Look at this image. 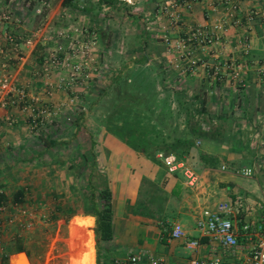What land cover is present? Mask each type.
I'll return each instance as SVG.
<instances>
[{
	"label": "crops",
	"instance_id": "1",
	"mask_svg": "<svg viewBox=\"0 0 264 264\" xmlns=\"http://www.w3.org/2000/svg\"><path fill=\"white\" fill-rule=\"evenodd\" d=\"M163 1L114 0L107 4L76 0L62 5L61 0H0V13H9V19H0V46L6 52L0 53V62L6 58L13 82L24 86L26 93L37 94L48 108L57 107L59 113L70 110L66 102L69 93L64 88L48 91L40 67L45 48L65 39L52 35L54 27L64 25L58 24L64 14L66 24L84 26L86 33L97 35L98 49L127 50L118 70L130 67L138 50L144 51L147 63L153 61L163 68V83L179 89L194 112L191 122L198 128L190 137L193 145L179 156L197 173L191 186L179 169L167 171L153 155L132 149L101 125L92 137L89 135L93 151H82L77 157L74 153L62 165L57 160L62 153L58 145L67 142L49 133L51 127H57L52 123L55 118L32 133L17 105L0 106V191L7 195L20 187L25 191L33 180L37 186L42 182L39 177L48 176L53 182L49 190H60L66 176L68 188L84 191L85 185L77 186L75 181L79 168L69 162L70 158H82L84 179L88 181L93 174L100 182L97 186L110 193L112 237L104 242L107 264H128L127 255L132 253L141 256L137 264H146L148 255L163 258L165 264H184L189 256L200 254L201 249L185 245L188 239H203L195 226L196 217L203 207L213 208L220 200L228 201L237 211L238 241L244 240L242 223L248 224L254 235L264 230V0H193L188 8L179 6L176 22L157 10ZM42 2L47 6L42 7ZM109 12L118 19L111 22ZM43 14L47 22L34 44L26 45L25 37ZM196 26L214 38L198 43L191 37ZM6 33L14 37V45L7 42ZM163 34L169 42L162 40ZM176 39L183 42L182 47H175ZM191 58L195 59L192 65ZM216 62L222 63L217 73L213 71ZM235 69L239 70L237 75ZM64 72L53 66L48 78L55 82ZM73 87L85 94L80 84ZM83 123L78 118L73 129ZM241 167H250L251 173L236 171ZM59 201L56 199L54 205ZM74 211H78L73 214L76 219L67 223L68 238L86 246L84 254L73 243L70 248L81 251L77 264H96L94 216ZM174 221L181 224L183 236L169 235ZM16 233L21 238L24 235ZM9 234L2 228L6 245L13 240Z\"/></svg>",
	"mask_w": 264,
	"mask_h": 264
},
{
	"label": "built area",
	"instance_id": "2",
	"mask_svg": "<svg viewBox=\"0 0 264 264\" xmlns=\"http://www.w3.org/2000/svg\"><path fill=\"white\" fill-rule=\"evenodd\" d=\"M193 0H166L157 4V10L167 15L170 22H176L179 19V6L190 7ZM44 2V1H43ZM0 19H9V13L2 11ZM44 27L41 19L34 25L30 35L25 37L26 45H33L39 32ZM217 28L221 24H216ZM56 36L69 39L65 47L59 44L48 46L44 50V56L40 63L41 71L44 74V84L48 91L52 88H64L72 92L73 85H79L87 82L91 76L90 61L93 48L96 46V38L91 35L89 38H79L73 35L74 32L69 27H60L55 30ZM7 42L15 44L14 37L11 34H4ZM165 42H169L166 34L162 35ZM198 43L211 41L214 37L204 29L196 26L191 32ZM176 47H182L181 40H175ZM0 53L6 54L3 46H0ZM6 58L0 62V106L17 105L26 115L28 129L32 133H37L40 127L50 122L51 118L57 113V107H47L37 94H28L24 86L13 82L10 73L6 67ZM195 59L191 58L189 64L192 65ZM53 66H60L65 69L64 76L52 82L48 78V73ZM222 63L213 64V71L217 73ZM238 69L234 70L237 75ZM75 100V94L68 97V101ZM8 119V117H5ZM154 157L161 161L167 171L179 169L184 176L185 182L193 186L197 181V173L181 157L173 151L156 150ZM243 175L251 173L250 167H241L236 169ZM6 208L5 203H0V255L4 253V246L1 236V230L5 224H16L18 229L14 236H19L21 228H28L31 224L29 219L23 218L26 210L18 206L17 212L7 213L2 216ZM264 210V207L262 206ZM237 211L232 208L226 200L218 201L213 208L203 207L195 219V226L203 235V239L192 238L185 241L189 248L201 249L199 255H191L184 264H264V230L255 235L248 231V224L242 223L241 228L244 234V240H237V227L235 220ZM20 218H19V217ZM171 237L177 238L184 235V230L179 222H172L169 230ZM254 238L251 239V236ZM141 256L138 253L127 255L128 264H137ZM146 264H165L163 258L154 255L146 257Z\"/></svg>",
	"mask_w": 264,
	"mask_h": 264
},
{
	"label": "rangeland",
	"instance_id": "3",
	"mask_svg": "<svg viewBox=\"0 0 264 264\" xmlns=\"http://www.w3.org/2000/svg\"><path fill=\"white\" fill-rule=\"evenodd\" d=\"M122 1L129 3L130 0H122ZM41 5L42 7L47 6L46 3L43 2ZM113 13L109 12V15L111 17V22H114L116 21V19H118L112 16ZM62 18L64 19L63 20L61 19V21L58 22L59 25L62 23L64 24L63 26L61 25V27L64 26L69 27L74 32L73 35H76L79 38H86V37L89 38L91 37V35H93L96 38V44H98L97 35L94 32L86 33V27L84 26L81 25L77 26L69 23L66 24L67 19H66V15L64 14ZM39 19H41V23L44 25L47 22L46 21L47 18L45 14L40 15L36 21L38 22ZM131 20H134V17H131ZM47 25L49 24L47 23ZM58 28L60 27L59 26L54 27L52 35L56 39H62L56 36L55 30ZM68 42L69 39L65 38L63 42L62 40L59 42V45L61 47H65L68 44ZM62 44L64 45L62 46ZM132 50L133 49H131V52H133ZM125 51L127 50L125 49L124 51H120L117 48L114 49L101 48L100 50L98 49L97 46H95L91 53V55H93V59L90 61L91 76L89 77L87 82L80 84L81 88L85 90V94L82 95L78 87L77 88L72 87V92L66 90L69 94L66 98L67 100L66 99L65 100L68 103L69 109L71 111L70 110L68 111V108H66L65 110L62 109V111H60L59 113V110L57 109V113L50 120V122H52L53 121L52 119L55 118L52 123L53 125L55 124L57 127L56 129L54 127H51L52 130L50 131L52 132H49L51 135L58 136L60 139H63V141L67 142L66 144L58 145L59 147L58 151L62 152L57 159L60 164L64 165V163L68 161L70 155L74 153H76L74 157H77L76 155L82 151L86 152L88 149L90 151H93V143L89 145V135H91L92 137L96 133L97 128H99L100 125L101 127H103V125L101 124V120L98 118V115H100V111L102 110V108L98 105V103L90 104V100L99 93V90L102 87L108 84L111 76L114 73H116V70H118L117 67L120 65V62L124 59L123 53H125ZM139 51L140 50H138V53ZM147 62L148 61H145L143 64L144 65L151 64V62L150 63ZM136 64L137 63H135V61L133 60L132 64L130 65L135 66ZM159 67L158 70L160 69L161 71H163V68H159ZM175 84L177 85L179 84V82L175 80ZM163 86H166V83H162V84L157 83L156 89L158 91V96L163 95V89H162ZM73 94H75V100L69 102L68 97ZM89 104H90V108H89ZM73 105L77 106V108L73 107ZM174 105L175 102L171 101V106L174 107ZM79 110L83 111L84 114L80 116V119L84 121L83 123L84 126L80 127L79 129H73V127L75 126V121H74L75 117L73 118L70 115L74 112L75 114L74 116H76ZM181 116L182 114L177 119L180 122L182 121ZM194 118L195 116H193V120ZM69 126L71 128H69ZM154 152H153V157H154ZM63 157H66V160ZM70 161H72L75 164V166L77 165V167L79 168L78 173L75 177L76 179L75 181L77 186L82 187L83 185H85L84 191L81 189L79 191H76L77 187H75V191H72L71 188H68L66 176L63 177L62 179L63 182L61 185H59L60 190H57V188H55L56 190L54 189L49 190V187L50 185L53 184V182L52 179L50 180L49 179L50 177L48 176L46 178L39 177V179H41L40 181L42 182L38 183L37 186H33L35 182L34 180L30 184H28L25 190L26 191L25 198L23 197L22 200L12 201L10 198L12 192L10 191L8 193L10 200L5 203L6 208L2 216L7 213L17 212L18 210L17 207L20 206L24 208L27 212L23 218L29 219L31 221V224L28 228L20 229V232L24 234L22 240L24 243V248L27 252L25 253L30 264H69L70 252H72L73 250L77 251L76 248L75 249L70 248L71 243L75 244V245L72 244L73 246L81 247L83 249V254H84L85 251L84 246H86L84 243L77 244L76 242H74V240L71 241L69 240L68 224L70 223L69 221L72 220L73 218L76 219L73 216V214L77 213L78 211H74V210H81L82 212H85L87 199L85 198L84 195L88 193V189H89L88 185L91 184L97 186L100 182L98 180V177L96 176L94 177L93 174L90 177H88V181L84 179V171L86 170V167L84 170V167L82 165L83 163L82 158L80 159L70 158L69 162ZM53 199L55 200V202H53ZM56 199L60 200L58 202V206H60V210H58L57 212V217H53L52 215L53 212L55 211L54 204L57 203ZM72 204H75V206H73ZM77 205L79 206V208L75 209ZM68 211L70 214L67 217H64L65 216L64 214H66ZM4 228L6 229L7 234L10 233L9 234L10 237L12 235V239H13L15 231L18 229L17 225L5 224L3 226V229ZM78 228L79 226H76L75 229L78 231L79 230ZM76 234H78V232ZM5 242L6 241H3L4 252L7 253L8 257L13 256L15 251H10L9 245H6ZM103 263L104 264L109 263V255L106 254L103 248H100L98 250L96 264H103Z\"/></svg>",
	"mask_w": 264,
	"mask_h": 264
},
{
	"label": "trees",
	"instance_id": "4",
	"mask_svg": "<svg viewBox=\"0 0 264 264\" xmlns=\"http://www.w3.org/2000/svg\"><path fill=\"white\" fill-rule=\"evenodd\" d=\"M76 0H61L62 5L74 3ZM113 4L114 0H97ZM147 57L140 49L134 59L135 66L119 69L114 73L108 84L90 100L102 108L98 118L103 127L117 135L120 140L136 151L153 155L155 150L173 151L177 156L186 152L192 145V139L197 128L191 122L194 112L189 110V101L179 89L163 86V95L158 96L157 83L162 84L160 64L151 61L144 65ZM100 101V103H99ZM171 101L175 102L174 107ZM89 104V108H90ZM83 111L79 110L75 121ZM181 116L183 125L177 119ZM53 145L54 140L51 142ZM26 191L20 187L11 193L12 201L22 200ZM87 199L85 212L94 216V246L97 263L98 250H105L104 242L112 237L110 193L104 187L89 185V191L84 195ZM8 195L0 191V203L10 200ZM60 210L55 205L53 217ZM69 210V209H67ZM69 211L64 217L69 215ZM10 251L25 250L20 236L13 237L9 245ZM27 253V252H26ZM0 264L7 263V253L0 255Z\"/></svg>",
	"mask_w": 264,
	"mask_h": 264
},
{
	"label": "water",
	"instance_id": "5",
	"mask_svg": "<svg viewBox=\"0 0 264 264\" xmlns=\"http://www.w3.org/2000/svg\"><path fill=\"white\" fill-rule=\"evenodd\" d=\"M9 264H30L24 250L15 251L13 256L9 257Z\"/></svg>",
	"mask_w": 264,
	"mask_h": 264
},
{
	"label": "bare ground",
	"instance_id": "6",
	"mask_svg": "<svg viewBox=\"0 0 264 264\" xmlns=\"http://www.w3.org/2000/svg\"><path fill=\"white\" fill-rule=\"evenodd\" d=\"M69 264H77L79 262V259L81 257V251L77 249V251H72L70 252V256H69Z\"/></svg>",
	"mask_w": 264,
	"mask_h": 264
}]
</instances>
